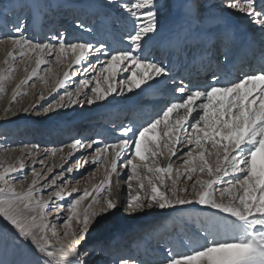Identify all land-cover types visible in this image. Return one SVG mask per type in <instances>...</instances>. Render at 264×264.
Instances as JSON below:
<instances>
[{"label":"snow or ice","instance_id":"obj_1","mask_svg":"<svg viewBox=\"0 0 264 264\" xmlns=\"http://www.w3.org/2000/svg\"><path fill=\"white\" fill-rule=\"evenodd\" d=\"M223 7L246 16L264 37V0H259V5L257 0H224ZM119 8L132 24L123 37L126 47L122 48H110L105 42L94 43L82 37L66 38L64 33L53 37L54 43L37 42L24 34L23 20L18 21L12 27L13 34H0V43L11 44L5 60L8 67L0 69V92L15 71V64H9V59L15 62L25 57H35V67L16 84L12 102L25 94L20 91L21 85L38 77L47 83L46 77L39 76L42 65L50 74L53 61L61 65L71 56L68 70L56 80L50 95L65 88L81 70L85 73L86 78L78 81L74 91L65 90L55 102L40 106L45 114L68 105H94L107 101L114 93L123 96L136 89L144 92L160 82L157 78L167 79L169 69L145 51L149 34L159 30L157 0H122ZM220 19L226 23L224 17ZM77 23L79 29L91 35L93 29ZM261 44L264 45V38ZM101 56L105 59L101 60ZM122 72L126 76L121 80L118 77ZM172 93V99L151 119L139 126L132 122L122 125L113 142L99 136H81L52 153L63 154L67 147V156L72 157L79 150L92 149L91 160L83 157V164L108 161L106 178L67 205L70 214L63 220V237L45 212L50 204L54 206V200L63 198V188L53 191L48 199L40 193L57 185L58 179L63 180L64 172L49 178L47 173L53 172L52 167L46 173L33 168L31 183L20 192L9 175L23 169L24 161L20 160L18 167L0 163V217L12 226L18 238L47 258L45 264H88L89 253L81 250V241L91 227L121 208L125 215L134 216L155 208L175 209L183 205L206 206L227 214L217 219L228 230L204 228L197 234L196 242L183 245L184 250L165 249L161 264H264V47L256 64L235 69L222 67L203 85L185 84L183 79L173 81ZM39 98L45 99L43 93ZM38 148L34 145L25 151L34 155ZM178 153L184 159L182 167L174 170L171 161L179 158ZM126 154L129 157L122 159ZM161 158L169 162L162 165ZM80 165L78 161L65 171L72 173ZM118 165L128 172L129 192L124 202L114 197L111 187L113 174L119 176ZM229 176L232 179H224ZM42 177L43 185L39 183ZM89 197L91 202L77 213V207ZM60 214L61 209L57 208L53 215L60 219ZM120 264L129 261L121 259Z\"/></svg>","mask_w":264,"mask_h":264},{"label":"bare ground","instance_id":"obj_2","mask_svg":"<svg viewBox=\"0 0 264 264\" xmlns=\"http://www.w3.org/2000/svg\"><path fill=\"white\" fill-rule=\"evenodd\" d=\"M163 1L164 0H157V5L160 9L163 7V6L161 7L160 5ZM212 1L220 2L219 5H222L223 4L222 2H224V0H212ZM171 3L172 5L169 6L166 9V11H163V9H161L159 12V14L164 15V17H169L170 20L166 22V24H163L162 27H159L158 32L153 36H151V39H147L145 45V51L148 54L151 51L152 53L157 51L155 55H157L158 53L159 58L162 57L163 54L165 56V59L168 61L171 60L172 57L175 58L171 66V70L169 69V76L167 77V79L157 78L160 82L157 85H154L151 89L146 90L144 92H142L141 89H136L135 93H131L132 97L127 98V100L123 98L117 100L112 94V96H110L107 101H102L100 104L97 103L94 104V108L90 110L82 111L84 108L82 109L73 108V109H69L68 111H64L62 115L60 116L56 115L55 117L52 116V113L47 114L43 116L41 120L47 121L50 120L51 118H54L55 122H57L56 124L57 126H53L54 121L50 122V127H51L50 131L47 130L46 133L41 135L43 136L47 135V137H49L50 139L52 138L55 139V137L57 136V138H59V141H62L64 132L63 134H61V132L62 130H64V128L69 127L67 129L68 132L67 134H72L73 132H75L76 135L78 131H81L79 132V134L81 133L80 136L86 138L88 137L96 138L97 136H99L101 139L105 140L106 142L111 143L114 141L115 137L120 135L119 129L122 125H127L130 122H132L136 126H138V123L140 122L144 123L145 121L154 117L158 112H160V110L163 109L173 97V93H172L173 81L179 82L181 79H183V82L185 84L191 82L194 85H203L211 80L212 73L217 72L218 69L222 67L227 66L229 68L235 69L242 66H248L249 64H256L259 61V58L261 56V49L262 47H264V45L261 44V40L264 37H262L260 28L257 25L253 24L243 14L237 13L227 8H224L225 12L221 11L222 8L221 9L218 8L213 9V7L208 8L210 5V2L208 3V0H171ZM82 4L86 5V8L81 12V14H79V16L82 18L87 17V15L91 11L96 9V6L93 3L88 2ZM163 4L165 3L163 2ZM257 4L259 5V0H257ZM194 5L198 6V8H194L193 7ZM70 6H72L73 8ZM11 7L13 9H11ZM24 7H27L23 11V13H25L24 16L21 17L26 28L24 34L28 37V35L32 33V31H34L35 33L37 32V37H35L36 41L39 38V36L40 38H42V31L44 32V30H42V26L45 27V29H49V30L51 29L50 27H52V31L56 29V21L54 25V19L60 16L59 14L60 12L64 13L66 12L67 9L68 11H71L73 9L74 13L71 14H76L82 8L81 4L77 3V0H22V1L0 0V34H9V35L13 34L12 27L20 20V14H21V13L16 14L14 10L16 9L18 11L19 9H22ZM29 8L33 9V12L31 11L28 12L27 9ZM4 11L7 12L5 13ZM114 12L115 11H113L112 15L109 17V21L112 19L113 14H115ZM230 12H234L233 16L232 14L230 15ZM3 13H5V15H3ZM122 14L124 15V12ZM221 17L225 18L226 23L221 21L220 19ZM46 18L49 19L48 22L44 24ZM127 25H128L127 29L128 28L131 29L132 27L131 22H128ZM121 26L122 25L120 24V31L118 33V36L116 37L118 38V43H115L113 45L114 47L117 46L120 42L121 43L123 42L122 35L124 32H126L125 31L126 29L121 28ZM189 29H191L198 38L200 37L202 38L204 36L206 38L216 40L215 41L216 45H212V40L210 39L204 40L205 44L202 43L203 44L202 45L199 39L197 41L194 39L195 35L192 37L188 36ZM173 30H175V35ZM179 34L181 36H179ZM201 34L203 36H200ZM182 39H184V41H181ZM197 43L198 45L201 44V46L198 47V45H196ZM224 43H226L227 50H225L224 48ZM123 44L125 43L123 42ZM10 50H11L10 43H8L7 41H5L4 43H0V56H2L3 59H6L7 54ZM194 50H196V52H194ZM220 50L222 52L225 50L223 65L221 66L220 64L217 63L218 68L216 67V64L215 67L213 66L209 67V70L205 76L209 74L210 75L208 76V78L204 79V76H202L206 68L204 67V63L211 64L210 58L206 54L210 53L212 56V53L217 54L218 51ZM186 53H188V55H186ZM190 53H191V57H189ZM196 56L198 58V61H194V58ZM176 58L180 59L179 64L176 63ZM70 60H71V56L68 57L67 61L70 62ZM225 61H227V65H225ZM86 66L87 65L85 64L84 67ZM33 67H35V59L30 63V68H27L25 66L21 68V70L17 75V82L19 83L21 80L25 79L30 74ZM45 67L46 66L43 65L42 68ZM42 68L39 70V73L41 72V70L44 71V69ZM61 73L62 72H60L59 74L57 71L54 70V68L52 69V73L48 74L47 76L51 85L50 87L48 86L49 87L48 89L53 88L55 86L56 80L61 78ZM120 75H121L120 78L124 76L122 74ZM39 76L42 77L43 74H39ZM200 78H203V80L202 79L200 80ZM35 79L37 78H34V80ZM14 83L15 80H9L5 82V86H7L8 89L10 90L14 86ZM22 89H20V91L23 92ZM138 96L143 97V99H139V103L141 105L136 104L138 106L135 107L130 106L124 109V105H126L127 102H131L133 99H135L136 101V98H138ZM8 98L10 99V97ZM32 99L33 98H26L24 97V95H21L17 98L15 102L11 101V104L9 105L8 109L6 110V114L4 115L5 119H0L2 120V123L1 122L0 123L8 125L7 123L10 122V120L14 119V118L11 119L9 118L10 113H12L11 115L14 116H19L22 113V117L19 120H23L27 118L25 116L28 115L27 114L28 112H23L22 109L28 108L30 110L36 103V101H32ZM163 100H165V103ZM22 103L23 106L22 107L20 106L21 108L18 107V109L17 108L14 109V106L16 104H22ZM111 106L113 107L116 106L118 108L117 109L113 108L110 111L109 107ZM81 111L82 114H79ZM148 112H149V117H147ZM32 118H33L32 120L31 119L28 120L29 123L27 124L28 125L27 127H25V125L23 124L17 125V127L19 126V131L25 133V137L23 138L22 142L16 144L15 148L14 147L10 148L14 144H11L10 147L8 145L11 139L10 140L6 139V137H2V139H0V163L5 165L6 161L12 163L15 162L14 160L16 159L17 162H19L20 160L24 161L25 167L17 172H14L16 175H19V177H24V181H23L24 185L22 191L28 188V185L31 183L33 179L32 169L33 168L36 169V165L41 164L40 163L41 160L39 161V159L43 157L42 153L45 151V148L43 149V147L41 146V142L46 141L48 139V138L45 139L39 138L33 143H31V145L28 144L29 145L28 147L24 146L31 139V137L29 138V136L27 135V132H35V131H29V129H34L35 127H37L36 126L37 124H40V121H36L35 119L36 115H33ZM76 118H81L83 119V121L81 123H78L74 127L67 125L68 123L75 121ZM55 127H57V129H55ZM12 128L15 129V126H13ZM38 132L39 131H37V133ZM3 134H6V130L5 132H3ZM73 138L64 139L63 140L64 143L62 145L66 146L70 144ZM50 139L47 142H49ZM34 145L39 146L38 151H36L34 155H29L25 151V148L30 149ZM52 150L53 149L51 148L50 149L51 153H53ZM89 150L87 151L79 150L76 153H74L72 157H68L67 156L68 148L65 147L63 154H61L60 152H56V155L59 153V157L57 158L56 155L50 154L52 168L60 170L61 167H64L70 163L71 166L75 165L81 158L89 157L87 156V152ZM184 150L186 151L187 147H185ZM50 152L47 151L45 154L48 155L49 157ZM62 155L64 156L63 159L61 158ZM129 155L130 154H126L125 157H122V159L126 160L129 157ZM179 155L180 153H178V156ZM168 162L169 161L166 158H161L162 165H166ZM171 162L173 164L174 170L176 168L182 167V164H179L180 161H176L174 160V158H172ZM100 163H101L100 175L93 176L91 178L90 176H88L87 182L84 183L82 186L79 185L78 187L77 184L79 183V180H75L71 188L79 189V192H72L71 191L72 189L63 192L62 194L63 198L58 201L56 200V202L59 203V207H62L63 204L71 203V201L77 199L78 196L81 195L85 189L91 190L93 185L99 184L102 180L106 178V169L108 168V161H102ZM78 168L79 167L75 168L74 171L77 170ZM118 169H119V176L113 174L111 187L114 197L117 198L120 202H124L127 200L128 192H129L127 187L128 172L125 169L119 167V165H118ZM27 171H29V175L26 174ZM36 171L38 172V169H36ZM85 171H87L86 172V176H87L88 169H85ZM85 179L86 177L84 178V180ZM224 179L228 180L226 177ZM68 182L69 180L66 181L67 184ZM61 188H63L64 190L65 189L64 185L61 186ZM69 193L71 194L69 195ZM93 194L95 195V193ZM100 199L101 201H103V194H101ZM90 202H91V197L87 198L84 202H82V206L77 207V213H81L83 207H86ZM200 207H206V206L183 205V206H178L175 209L155 208L152 210L145 211L143 213H137L134 216L125 215L123 208H121L119 211H116L113 214H108L107 216H105L103 219L100 220L102 222H105L109 219L108 223L105 225L106 231H103L105 241L103 242L100 241L99 237L95 235L91 237L92 229L97 225L96 223L93 227L90 228V231L87 234L86 238L81 241V245H80L81 250L83 247H86L82 251H86L89 253L87 257L88 264H106L107 260H111V258H114L117 254L123 255L120 253L121 252L124 253L125 251V249H123L122 247L123 246L125 247L124 242L127 239L128 233L136 234L140 230H144L150 225L158 224V226H156L152 230L151 234H153V237L158 232L165 235L170 225L167 224V229L165 228L166 230L163 232L164 229L161 228V225L158 222L159 220L154 221L155 215L160 213L166 215L168 212L171 211L175 212L176 210L179 211L185 210L186 212H188L189 210L194 211L193 208L198 209ZM45 212L48 214V220H49L51 211H49L47 208L45 209ZM69 214L70 211L68 209L67 216ZM73 226L75 227V221H73ZM222 226L223 228L221 229V231L218 230L219 232H224L228 230V227L225 224H223ZM62 228L64 232L66 230L65 226L63 225ZM57 231L58 232L60 231V227H57ZM197 234H195L194 238L184 241V243L188 244L190 242H196L198 240ZM148 235L149 234H147V236ZM61 237H63V235ZM143 242H146L145 237L144 238L142 237V239H140L139 242H137L138 243L137 246L141 249V251L143 248L142 247ZM200 243H203V241H200ZM177 246L180 247L179 244ZM180 250H183V247H180ZM144 253L145 252H143V254ZM25 258H26L25 253H23L22 247L16 242L13 235L11 236L8 234V232L1 231V227H0V264H29V262Z\"/></svg>","mask_w":264,"mask_h":264},{"label":"rangeland","instance_id":"obj_3","mask_svg":"<svg viewBox=\"0 0 264 264\" xmlns=\"http://www.w3.org/2000/svg\"><path fill=\"white\" fill-rule=\"evenodd\" d=\"M19 1H22V0H19ZM88 2L93 3L96 6V9L91 11L87 15V17L82 18L79 16V14H81V12L86 8V5L82 4V3H88ZM121 2H122V0H111V3L109 2V0H77V3H80L81 7H82L78 11V13L71 14V13H74L73 9L71 11H68V9H67L66 12H64V13L60 12L59 13L60 16H58V17H56V19H54V25H55V21H56V29L54 31H52V27H50L51 29L49 30V29H45V27L42 26V30H44V32L42 31V38H40V36H39V38L37 39V42L54 43L55 40L53 39V37H55L58 33H64L66 35V38L82 37L84 39H90L94 43L97 41H102V42H105L110 48L126 47V44H123V42L122 43L120 42L117 45L118 47L113 46L115 43H118V38H116V37L118 36V33L120 31V24L122 25L121 28L126 29L125 30L126 32L123 33L122 38L130 30L129 28L127 29V26H128L127 24H128V22H130L129 18L127 17L126 13H124V15H123L122 14L123 11L119 8V4ZM163 2L165 4H163ZM163 2L160 4L161 7L163 6L161 9H163V11H166V9L169 6H171L172 3H171V0H164ZM209 2H210V5L208 8H212V7H213V9L214 8L215 9H217V8L221 9L222 8L221 11L222 12L224 11L225 7H223V4L219 5L220 2L208 0V3ZM222 3H224V2H222ZM70 7H72V6H70ZM26 8L27 7H24L22 9H19L18 11L16 9L14 10V12H16V14L21 13L20 14V20H22L21 17L24 16L25 13H23V11ZM11 9H13V8L11 7ZM27 10H28V12L29 11L33 12V9H31V8H29ZM113 11H115L114 12L115 14H113L112 19L109 21V17L112 15ZM4 12L6 13L7 11H4ZM110 12H111V14H110ZM5 13H3V15H5ZM231 14L233 16L234 12H230V15ZM15 17H17V16H15ZM59 17H60V19H59ZM48 19L46 18L44 24H46L48 22ZM238 19H239V17H238ZM169 20H170L169 17H164V15L159 14L158 15L159 27H162V25L166 24V22H168ZM77 22H81V23L85 24L86 26H88L89 28L93 29V32L91 33V35L83 32L81 29H79ZM104 32H107V33H104ZM173 32L175 35V30H173ZM108 36H110V37H108ZM149 36L151 37V36H153V34H149ZM200 36H203V35L201 34ZM28 37L33 39L34 41H36L35 37H37V32L35 33L34 31H32V33H30L28 35ZM194 39L196 41L199 39L201 41L200 42L201 44L202 43L205 44L204 40L210 39V38H206L204 36L202 38L201 37L198 38L195 35ZM210 40H212V45H216V43H215L216 40H213V39H210ZM109 41H111V42H109ZM181 41H184V39H182ZM226 43H224L225 50H227ZM201 44L198 45V43H197L196 45H198V47H200ZM224 51L223 52L221 50L218 51V52H220V56L218 57V60L220 59V57L223 56L219 60V64L221 66L223 65V61H224V57H225ZM156 52L157 51H155L154 53H152V51L149 52V57L154 58L156 61L162 62L163 65H165L168 69L171 70V66H172L175 58L172 57L171 60L168 61L165 59L164 54L162 57L159 58L158 53H157V55H155ZM168 55H169V53H168ZM186 55H188V53H186ZM189 57H191V53L189 54ZM34 59H35V57H32L31 59H29L28 57H25L23 60L18 59L15 62L10 61V59H9V64H12V63L15 64V71L11 74V79H9V80H15V83H14V86L12 87V89L9 90L7 86H4V91L0 92V119H5L4 115L6 114V110L8 109L9 105L11 104L13 92L15 90V86H16V84H18L17 75H18L19 71L21 70V68H23V66L30 68V63L32 61H34ZM46 59H51V58L46 57ZM67 59L61 65H58L54 61L49 65L52 69L54 68V70L57 71L59 74H60V72H62L61 78L63 77L64 71L68 70ZM100 59L104 60L105 57L101 56ZM5 60L6 59H3L2 56H0L1 69H6L8 67V65L5 63ZM179 62H180V59L176 58V63L179 64ZM42 67H43V65L41 66V68ZM42 69H44V68H42ZM203 73L204 74L202 76H204V79L208 78V76L210 75L209 74V75L205 76L206 73L205 72H203ZM39 74H43L42 77H46V79H47L46 84H45L44 80L37 78L27 85H21V89L23 88L22 89L23 93H25L24 97L33 98L32 101H36L35 105L28 111V113H27L28 115L25 116L27 118H25L23 120H19L22 117V113L19 116H14V115H11L12 113H10L9 118L10 119L14 118V119L10 120V122L7 123L9 126L6 124H1L2 120H0V122H1L0 123L1 124V126H0V139H2V137H6V139H9V140L11 139L10 142L8 143V145L10 147L11 144H14L10 148H13V147L15 148L16 144H19L20 142H22L23 138L25 137V133L20 132L19 126L17 127V125L23 124V125H25V127H27L28 126L27 124L29 123L28 120H30V119L32 120L33 115H36L35 119H36V121H40V124H37L36 125L37 127H35L34 129H29V131H35V132H27V135L29 136V138L31 137V139L24 146L28 147L29 145H31V143H33L34 141H36L39 138H43V139L48 138L46 141L41 142V146L43 147V149L45 148V151L42 153L43 157H41L39 159V161L41 160V161H43V163L36 165V169H38V172L46 173L47 168L52 167L51 160H50V154H52V153L50 152V149L52 148L53 149L52 151L54 152L56 149H58L64 143V141H63L64 139H68V138L71 139L73 137L74 138L81 137L80 136L81 133L79 134V132H81V131H78V133L76 135H75V132H73L72 134H67L68 133L67 129L69 127H66L61 132V134H63V132H64V135L62 137V141H59V138H57V136L55 137V139L54 138L50 139L49 137H47V135L43 136L41 134L46 133L47 130L50 131V129H51L50 122L54 121L53 126H57L56 125L57 122H55L54 118H51L50 120H47V121L41 120L43 118V116H45L47 114H51V113H52L53 117H55L56 115L60 116L63 114L64 111H68L69 109H73V108H76V109L77 108L78 109L84 108L82 111H86V110L93 109L94 105H87V104L68 105L66 108L57 109L54 112H49L47 114L43 113L42 109L40 107L41 105L46 106L48 103L55 102L56 100L59 99L60 96H62L64 94L65 90L74 91L78 81L80 79H84L86 77H85V73L81 70L79 72L78 76H73L66 83L65 88H61L59 90V92H53L50 95L49 93H50L52 88L48 89L51 86L50 82L47 78L48 74H46L45 71H42V70ZM120 74H122L124 76L122 78H120L121 77V75H120L118 77V79H121V80L124 79L126 76V73L122 72ZM90 75H91V71L89 72L88 76L90 77ZM201 79L203 80V78H200V80ZM9 80H7V81H9ZM40 93H43V96H46L45 99L42 100L39 98ZM113 95L117 100L122 99V98L127 100V98L132 97L131 93H126L123 96H121L119 93H114ZM8 97H10V99ZM81 99L83 100L84 97L82 96ZM139 99H143V97L138 96V98H136V101H135V99H133L131 102H127V104L124 105V109H126L127 107H130V106L135 107V106L141 105L139 103ZM163 101L165 103V100H163ZM101 102L102 101H98L97 104H100ZM136 104H138V105H136ZM20 106L22 107L23 103L22 104H16L14 106V109H16V108L18 109V107L21 108ZM109 108L111 111V109H113V108L117 109L118 107L111 106ZM82 111L79 114H82ZM35 113H38V114H35ZM82 121H83V119L76 118L75 121H72L71 123H68L67 125L74 127L75 125H77L78 123H81ZM141 124H143V123H141ZM5 126H8V127H5ZM13 126H15V129L12 128ZM55 129H57V127H55ZM5 130H6V134H3V132H5ZM37 131H39V132L37 133ZM49 139H50V141L47 142ZM38 142H39V140H38ZM47 151L50 152L49 157H48V155L45 154ZM91 152H93L92 149H90L87 152V156H89L88 157L89 160H91V156L89 155V153H91ZM181 156H182V154L180 153V155L178 156L179 158H177V157L176 158L173 157V158L176 161H180L179 164H182L184 157L183 156L181 157ZM57 157H59V153L56 155V158ZM14 161L15 162H12V163L6 161L5 165L6 166L7 165L18 166L19 162H17V159ZM79 161H81V165L79 166V168L77 170L73 171L72 173H67L65 171L67 169V167L71 166V163L64 166V167H61L60 170L53 169L52 173H47V176L49 178L52 177L53 175L59 177L60 173L63 171L64 172V179L63 180L58 179L57 185L44 189L40 193V195H42L43 198L48 199L49 195L53 191L61 188V186H63V185L65 187V189H64V192H65L66 190L72 189L71 187H72L75 180H79V183L77 184V187H78L79 185L82 186L84 183L87 182L88 176H90V178H91L93 176L100 175V171H101V163L100 162L93 165V164H83L82 158ZM85 169H88V175L87 176H86L87 171H85ZM26 174L29 175V171H27ZM85 177H86V179L84 180ZM226 178L232 179L231 176L226 177ZM9 179L15 185L17 191H20V192L25 191V190L22 191V188L24 185V182H23L24 177H19V175H16L13 172L9 175ZM67 180H69L68 184L66 183ZM44 183H45V180L42 177L40 180V184L43 185ZM218 199H219V197H218ZM67 205L68 204H63L62 207H59V203L56 202V200H54V206H53V204H50V206L48 208V210L51 211L49 221H51L52 223H56L57 227H60L59 234L61 236L63 235L62 234L63 233V228H62L63 227V220L67 217V210H68ZM57 208L61 209V214H60L61 218L59 220L56 219L55 217H53L54 216L53 214L55 213ZM193 209H194V211L189 210L188 212H186L185 210H180V211L176 210L175 212H172V211L168 212L166 215L162 214V213L155 215L154 221L159 220L158 222L161 225V228L164 229L163 232L167 229V224L170 225L167 229L168 231H166L167 233H165V235H164V234H161L158 232L153 237V234H151L152 230L156 226H158V224L150 225L146 229L140 230L136 234L128 233L127 239L124 242L125 247L124 246L122 247L123 249H125V251H124V253L123 252L120 253L123 255L117 254L114 258H111V260H107L106 264H120L121 259L129 261V264H132L133 261L137 262V264H161L163 257L166 255L165 249H170V248H179L180 249V247H183V245H185L184 241H187L189 239L194 238L195 234H197V233H202L204 228H209L210 230H213V231H218V230L221 231V229L223 228L222 225L224 223L222 220H219L217 218L218 217H224L227 214L220 213V212H218V210L212 209L210 207H200L198 209H196V208H193ZM229 219H231V217H229ZM108 221H109V219L105 222L99 221L97 223V225L95 227H93L91 237L95 235V236L99 237L100 241H102V242L105 241L103 231H106L105 225L108 223ZM166 221H168V222H166ZM0 227H1V231H4V232L6 231V232H8L9 235H11V236L13 235L16 242L22 247L23 253H25V257H26L25 259L29 262V264H45V260L47 258L44 257L42 254L35 252L33 249V246L30 243H28L27 241H23L20 238L18 239L17 238L18 236L15 233V230L12 228V226L7 221H5L3 219V217H0ZM147 234H149V235L147 236ZM166 235H167V237H166ZM142 237L143 238L145 237L146 242L142 243V247L144 249L142 248V251H141V249L137 246V244H138L137 242H139V240L142 239ZM178 244L180 245V247L177 246ZM85 248L86 247H83L82 250ZM143 252H145V253L143 254Z\"/></svg>","mask_w":264,"mask_h":264}]
</instances>
